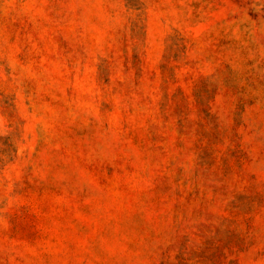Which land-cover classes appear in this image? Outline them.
<instances>
[{
    "label": "rangeland",
    "instance_id": "rangeland-1",
    "mask_svg": "<svg viewBox=\"0 0 264 264\" xmlns=\"http://www.w3.org/2000/svg\"><path fill=\"white\" fill-rule=\"evenodd\" d=\"M0 264H264V0H0Z\"/></svg>",
    "mask_w": 264,
    "mask_h": 264
}]
</instances>
